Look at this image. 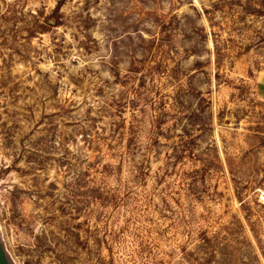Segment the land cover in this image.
<instances>
[{
    "label": "rangeland",
    "instance_id": "obj_1",
    "mask_svg": "<svg viewBox=\"0 0 264 264\" xmlns=\"http://www.w3.org/2000/svg\"><path fill=\"white\" fill-rule=\"evenodd\" d=\"M0 240L264 264V0H0Z\"/></svg>",
    "mask_w": 264,
    "mask_h": 264
},
{
    "label": "water",
    "instance_id": "obj_2",
    "mask_svg": "<svg viewBox=\"0 0 264 264\" xmlns=\"http://www.w3.org/2000/svg\"><path fill=\"white\" fill-rule=\"evenodd\" d=\"M0 264H9L5 250L1 244V240H0Z\"/></svg>",
    "mask_w": 264,
    "mask_h": 264
},
{
    "label": "trees",
    "instance_id": "obj_3",
    "mask_svg": "<svg viewBox=\"0 0 264 264\" xmlns=\"http://www.w3.org/2000/svg\"><path fill=\"white\" fill-rule=\"evenodd\" d=\"M52 20V21H51ZM51 20H47L46 22H44V24L46 25V26H50V27H55V26H57V25H59V21H58V19L57 18H55V19H51Z\"/></svg>",
    "mask_w": 264,
    "mask_h": 264
}]
</instances>
